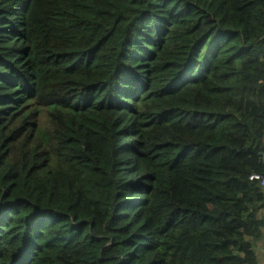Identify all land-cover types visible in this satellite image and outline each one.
<instances>
[{"label":"trees","instance_id":"1","mask_svg":"<svg viewBox=\"0 0 264 264\" xmlns=\"http://www.w3.org/2000/svg\"><path fill=\"white\" fill-rule=\"evenodd\" d=\"M252 175L264 0H0V264H257Z\"/></svg>","mask_w":264,"mask_h":264},{"label":"rangeland","instance_id":"2","mask_svg":"<svg viewBox=\"0 0 264 264\" xmlns=\"http://www.w3.org/2000/svg\"><path fill=\"white\" fill-rule=\"evenodd\" d=\"M263 241V242H262ZM256 259H258L257 264H264V238L257 243L255 247Z\"/></svg>","mask_w":264,"mask_h":264},{"label":"built area","instance_id":"3","mask_svg":"<svg viewBox=\"0 0 264 264\" xmlns=\"http://www.w3.org/2000/svg\"><path fill=\"white\" fill-rule=\"evenodd\" d=\"M252 178H255V179H252ZM249 181H259L261 186H264V178L263 177H260L257 175H252L249 177Z\"/></svg>","mask_w":264,"mask_h":264},{"label":"crops","instance_id":"4","mask_svg":"<svg viewBox=\"0 0 264 264\" xmlns=\"http://www.w3.org/2000/svg\"><path fill=\"white\" fill-rule=\"evenodd\" d=\"M263 242V241H262ZM257 245V244H256ZM256 247V246H255ZM254 250H255V248H254ZM256 254V253H255ZM257 258V257H256ZM257 263H258V259H257Z\"/></svg>","mask_w":264,"mask_h":264}]
</instances>
